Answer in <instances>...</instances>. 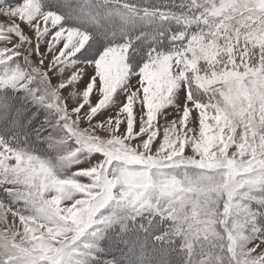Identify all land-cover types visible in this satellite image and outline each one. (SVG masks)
Instances as JSON below:
<instances>
[{"label": "snow or ice", "instance_id": "obj_1", "mask_svg": "<svg viewBox=\"0 0 264 264\" xmlns=\"http://www.w3.org/2000/svg\"><path fill=\"white\" fill-rule=\"evenodd\" d=\"M0 264H264V0H0Z\"/></svg>", "mask_w": 264, "mask_h": 264}, {"label": "trees", "instance_id": "obj_2", "mask_svg": "<svg viewBox=\"0 0 264 264\" xmlns=\"http://www.w3.org/2000/svg\"><path fill=\"white\" fill-rule=\"evenodd\" d=\"M72 23H76L75 21H72ZM85 27H86V25H85ZM139 43V42H138ZM141 258H143V257H141Z\"/></svg>", "mask_w": 264, "mask_h": 264}, {"label": "rangeland", "instance_id": "obj_3", "mask_svg": "<svg viewBox=\"0 0 264 264\" xmlns=\"http://www.w3.org/2000/svg\"><path fill=\"white\" fill-rule=\"evenodd\" d=\"M138 42H139V41H138ZM138 42H137V43H138Z\"/></svg>", "mask_w": 264, "mask_h": 264}]
</instances>
